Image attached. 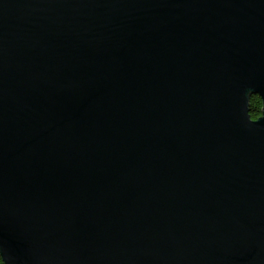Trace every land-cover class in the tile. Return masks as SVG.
Listing matches in <instances>:
<instances>
[{
  "label": "water",
  "instance_id": "1",
  "mask_svg": "<svg viewBox=\"0 0 264 264\" xmlns=\"http://www.w3.org/2000/svg\"><path fill=\"white\" fill-rule=\"evenodd\" d=\"M0 257L264 264V0H0Z\"/></svg>",
  "mask_w": 264,
  "mask_h": 264
},
{
  "label": "trees",
  "instance_id": "2",
  "mask_svg": "<svg viewBox=\"0 0 264 264\" xmlns=\"http://www.w3.org/2000/svg\"><path fill=\"white\" fill-rule=\"evenodd\" d=\"M261 111V99L258 94H252L249 98V114L252 118H256L260 115ZM0 264H3V261L0 257Z\"/></svg>",
  "mask_w": 264,
  "mask_h": 264
}]
</instances>
